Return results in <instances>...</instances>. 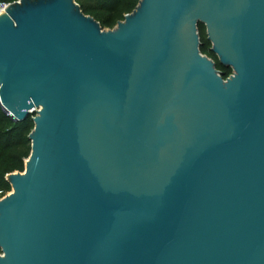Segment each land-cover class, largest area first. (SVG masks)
<instances>
[{
    "label": "water",
    "instance_id": "1",
    "mask_svg": "<svg viewBox=\"0 0 264 264\" xmlns=\"http://www.w3.org/2000/svg\"><path fill=\"white\" fill-rule=\"evenodd\" d=\"M0 106L34 123L0 264H264V0L12 2Z\"/></svg>",
    "mask_w": 264,
    "mask_h": 264
},
{
    "label": "trees",
    "instance_id": "2",
    "mask_svg": "<svg viewBox=\"0 0 264 264\" xmlns=\"http://www.w3.org/2000/svg\"><path fill=\"white\" fill-rule=\"evenodd\" d=\"M9 2L16 0H6ZM83 13L92 16L102 28H112L124 15L130 13L139 0H75ZM206 35V34H205ZM200 52L216 62V69L224 78L232 71L222 66L214 53L210 51V43L206 36L200 39ZM33 114L20 121L12 120L0 106V198L11 190L6 176L12 172H23L24 162L30 154L28 138L34 123Z\"/></svg>",
    "mask_w": 264,
    "mask_h": 264
},
{
    "label": "built area",
    "instance_id": "3",
    "mask_svg": "<svg viewBox=\"0 0 264 264\" xmlns=\"http://www.w3.org/2000/svg\"><path fill=\"white\" fill-rule=\"evenodd\" d=\"M12 2H15V1H12ZM12 2H9L6 0H0V15L5 12V8Z\"/></svg>",
    "mask_w": 264,
    "mask_h": 264
},
{
    "label": "rangeland",
    "instance_id": "4",
    "mask_svg": "<svg viewBox=\"0 0 264 264\" xmlns=\"http://www.w3.org/2000/svg\"><path fill=\"white\" fill-rule=\"evenodd\" d=\"M107 29V28H106ZM198 33H199V37L200 39L203 38V36L205 37V28L203 25L198 24Z\"/></svg>",
    "mask_w": 264,
    "mask_h": 264
}]
</instances>
